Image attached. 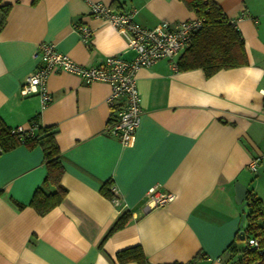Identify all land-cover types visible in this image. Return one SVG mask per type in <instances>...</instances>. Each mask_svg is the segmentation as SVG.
Masks as SVG:
<instances>
[{"label":"crops","instance_id":"crops-1","mask_svg":"<svg viewBox=\"0 0 264 264\" xmlns=\"http://www.w3.org/2000/svg\"><path fill=\"white\" fill-rule=\"evenodd\" d=\"M233 20L247 64L206 77L203 70H173L168 60L141 67L139 126L131 144L107 132L110 86L85 84L75 74L54 70L47 88L52 101L19 89L36 65L44 41L83 65L107 56L130 60L129 36L90 14V2L114 11L134 10L145 27L196 17L179 0H2L10 11L0 27V118L13 129L29 130L37 117L55 126L67 192L59 205L40 215L29 205L46 167L40 146L19 144L0 152V264L118 263L116 252L139 245L149 264H223L238 235L241 203L235 183L264 204L248 162L264 152V0H213ZM92 29L81 41L79 24ZM110 182L124 205L104 196ZM174 194L162 206L145 209L147 190ZM13 200L22 204L17 206ZM125 211L129 220L106 238ZM240 246V244H238Z\"/></svg>","mask_w":264,"mask_h":264},{"label":"built area","instance_id":"built-area-1","mask_svg":"<svg viewBox=\"0 0 264 264\" xmlns=\"http://www.w3.org/2000/svg\"><path fill=\"white\" fill-rule=\"evenodd\" d=\"M90 14L103 19L119 31L129 36V49L134 56L126 60L119 56H107L96 65H83L75 62L66 54L59 52L51 42H41L33 54L35 68L25 76L19 89L22 96L37 95L44 108L52 101L47 88V80L52 71H64L80 77L85 84L104 81L110 86L107 103L112 108L107 132L119 139L123 145L132 143L139 126L141 115V96L136 84V72L141 67H148L159 60L166 59L173 70L177 69L178 56L190 45L192 36L203 24V18L193 17L178 22L162 21L154 27H145L134 19V10L114 11L101 2H90ZM234 24L235 22L231 20ZM77 32L81 41L89 44L92 29L86 24H79ZM264 96V89L260 90ZM20 130V129H19ZM264 152L252 158L247 168L256 173ZM113 204L123 208L122 201L110 187ZM174 194L150 187L145 194L144 208L149 209L171 202ZM245 246L254 250L259 247V240L250 237ZM223 264H247L243 251H238Z\"/></svg>","mask_w":264,"mask_h":264},{"label":"trees","instance_id":"trees-1","mask_svg":"<svg viewBox=\"0 0 264 264\" xmlns=\"http://www.w3.org/2000/svg\"><path fill=\"white\" fill-rule=\"evenodd\" d=\"M187 9L194 11L197 17L203 18V24L192 36L190 45L178 56L177 70L186 71L195 68L203 70L206 77H210L219 70L239 67L247 64L244 40L236 25L223 13L221 7L213 0H179ZM10 4L0 0V27L4 25ZM29 130L13 129L0 118V152L8 151L19 144L28 147L40 146L43 152V163L46 167L45 176L29 201L38 214L43 215L60 204L67 189L62 185L61 178L64 167L61 163L60 149L56 142L57 130L55 126H43L38 123L37 117L31 121ZM110 182L101 186L104 196L111 199ZM22 207L23 205L13 200ZM241 223L238 232L244 231V240L238 235L227 246L229 257L238 251H243L247 264H264V204L251 190H247L241 203ZM130 218L128 211L123 212L108 231L105 238L114 230L121 228ZM250 237L259 240L257 249L245 246ZM242 241V245H238ZM199 256L193 257L186 264H193ZM118 263L136 261L139 264H149L141 246L136 245L116 252ZM162 264H182L179 262Z\"/></svg>","mask_w":264,"mask_h":264},{"label":"water","instance_id":"water-1","mask_svg":"<svg viewBox=\"0 0 264 264\" xmlns=\"http://www.w3.org/2000/svg\"><path fill=\"white\" fill-rule=\"evenodd\" d=\"M235 192H236V201L238 203H242L244 198H245V195H246V188L239 182H236L235 183ZM242 225V223H241ZM238 237L240 240H244V231L243 230H240L238 232Z\"/></svg>","mask_w":264,"mask_h":264},{"label":"rangeland","instance_id":"rangeland-1","mask_svg":"<svg viewBox=\"0 0 264 264\" xmlns=\"http://www.w3.org/2000/svg\"><path fill=\"white\" fill-rule=\"evenodd\" d=\"M258 171H259V166H258V170H257L256 173L250 172V174L252 175V181H253V182H256L255 180H256L257 177H258V176H257ZM260 172H261V169H260L259 173H260ZM257 187H258V191L260 192V194L262 193V195H264V178L261 179L260 184H259ZM239 244L242 245L243 242L240 241Z\"/></svg>","mask_w":264,"mask_h":264}]
</instances>
